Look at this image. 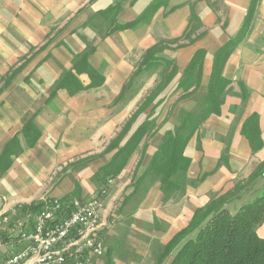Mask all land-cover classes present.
Here are the masks:
<instances>
[{
    "label": "crops",
    "instance_id": "obj_1",
    "mask_svg": "<svg viewBox=\"0 0 264 264\" xmlns=\"http://www.w3.org/2000/svg\"><path fill=\"white\" fill-rule=\"evenodd\" d=\"M120 1L123 0H4L0 3V83L21 59L31 58L0 97V156L15 136L23 148L22 153L11 157L12 166L0 178V216L18 206L38 203L46 192L64 201H85L96 196L111 180L100 211L104 227L109 225L103 235L108 253L100 264H110L109 257L111 264H148L154 246H160L163 251L188 227L198 209L212 198L234 191L239 182L249 181L264 166V0H163V5L148 21L134 29L115 32L106 38L90 27L73 32ZM157 1L124 0L117 21L122 25L136 22ZM70 21L68 30L53 45L40 49L50 28ZM190 31H193L191 37H186ZM82 36L95 43L96 51L89 63L101 71L104 83L75 96L60 90L49 101L51 90L63 72L73 69L74 55L86 50ZM60 42L71 51L58 46ZM162 42L171 43V49L164 55L178 67L175 79L166 89H172L166 101L169 106L174 105V111L168 115L167 110L162 118L156 115L150 118L158 126L163 125L148 140L140 167L143 144L117 177L104 183L96 179L117 152L114 151L85 167L67 171L57 185L47 190L46 182L61 165L67 166L68 161H74L72 158L103 154L120 134L141 105L143 90L128 102H118V98L146 51ZM231 42L236 45L224 66L223 76L229 80V89L222 114L204 122L185 152L192 160L188 178L197 183L165 201L158 179L152 173L146 174L147 169L166 132L179 125L178 112L181 109L197 112L198 101L206 99L214 56ZM36 47L35 55L28 56ZM199 50L206 52L201 87L190 99L182 100L185 92L178 86ZM79 78L84 87L90 86L89 75ZM27 79L30 83H26ZM164 97L160 96L151 109ZM150 113L151 110L144 118H138L122 145L148 120ZM253 115L257 116L258 126L246 135L244 126ZM30 119L41 133L33 148L28 147L23 134L25 122ZM250 137L261 141L256 143L257 149L252 147ZM224 155L226 161L222 160ZM200 179L202 182H198ZM260 181L263 185L258 187ZM77 184L81 188L79 199L73 196ZM255 186L259 189L252 198L248 192ZM263 186L264 180L259 178L226 209L235 214V209L254 200ZM257 233L264 239V224ZM162 251L153 264H158ZM168 259L163 264H170Z\"/></svg>",
    "mask_w": 264,
    "mask_h": 264
},
{
    "label": "trees",
    "instance_id": "obj_2",
    "mask_svg": "<svg viewBox=\"0 0 264 264\" xmlns=\"http://www.w3.org/2000/svg\"><path fill=\"white\" fill-rule=\"evenodd\" d=\"M123 1L116 3L106 11L99 12L89 20L85 27L92 29L106 27L108 31L102 35V38H106L115 32L134 29L147 22L164 3L163 0L157 1L148 7L144 15L136 22L122 25L117 21V17L121 12ZM193 20L195 21V16ZM194 29H196L195 26ZM192 33L193 31H190L186 37L190 38ZM84 41L87 43L86 50L80 55H74L73 69L63 72L55 89L50 94L49 101L60 90H66L70 96H75L82 91L100 87L104 83L101 71L95 70L89 63V58L95 53L96 47L87 42L86 39ZM170 44L158 43L146 51L136 72L124 87L118 102H128L138 95L142 88L138 86L137 82L141 77L152 76L158 71L160 73L159 83L145 98L120 134L111 142L103 154L91 156L72 164V170L85 167L99 157L117 151L111 161L96 175V179L104 183L106 179L117 177L135 151L143 144L142 156L138 165V168L140 167L148 148V140L153 138L159 130L157 122L150 120V118L162 100H159L151 109L148 120L139 126L124 145L122 144L138 118L153 106L178 73L175 62L164 55L166 50L171 49ZM235 45L233 42L227 43L215 54L206 99L197 103V112L185 109L178 112L179 125L174 130L166 132L160 149L154 154L147 169L146 174L152 173L158 179L160 191L166 197L165 201H168L172 195L183 192L188 186L197 183L188 178L192 160L186 156V148L206 120L213 115L220 116L222 114V107L229 89V80L223 76V71L229 54ZM45 47L46 45L41 50ZM205 57L206 52L204 50L197 51L185 70L183 80L178 86V89L185 92L180 99H190L201 87ZM21 60L24 61V64L20 68L13 67L2 78L1 82H5L6 87L12 84L31 58ZM84 74L89 75L91 79V84L88 87H84L79 78ZM26 81L30 83L29 79ZM257 126V116L253 115L244 126V134L249 135V131ZM23 134L29 148L35 147L41 136L33 119L26 120ZM250 139L252 147L257 149L255 145L257 142L261 144V141L254 137H250ZM22 151L20 139L15 136L0 156V178L12 166L11 157L22 153ZM222 160L226 161L225 155ZM135 177L137 178V176ZM259 178L264 180V166L249 181L239 182L234 191L224 196H216L205 207L198 209L188 227L163 248L158 264H163L173 254L170 264H264V239L260 238L257 233L258 228L264 224V186L259 190V194L254 200L238 208L235 214L226 209L229 204L239 200L247 192L248 186L254 185ZM198 182H202V179ZM80 189L79 184H77L73 194L78 199ZM24 208L28 210L31 207L26 206Z\"/></svg>",
    "mask_w": 264,
    "mask_h": 264
},
{
    "label": "built area",
    "instance_id": "obj_3",
    "mask_svg": "<svg viewBox=\"0 0 264 264\" xmlns=\"http://www.w3.org/2000/svg\"><path fill=\"white\" fill-rule=\"evenodd\" d=\"M108 181L99 193L85 199L84 207H77L74 199L43 198L26 210L23 206L14 208L0 216V249L9 252L0 264H18L24 254H34L29 264H100L108 253L104 233L109 228L96 227L97 212L104 204L105 190L111 186ZM54 206H61V215H54ZM33 209H40L38 220H31ZM83 228H90V241L78 248L47 259H40V249L66 240V237L81 235Z\"/></svg>",
    "mask_w": 264,
    "mask_h": 264
},
{
    "label": "rangeland",
    "instance_id": "obj_4",
    "mask_svg": "<svg viewBox=\"0 0 264 264\" xmlns=\"http://www.w3.org/2000/svg\"><path fill=\"white\" fill-rule=\"evenodd\" d=\"M0 3H4V0H0ZM71 22L72 21H70V22H68V23H65V22H63V23H60V24H57V25H54L52 28H50V34L47 36V40H46V42L44 43V46L46 45V47L45 48H47L48 46H51V45H53L54 43V40L57 38V37H61L64 33H65V31L66 30H68V28L70 27V24H71ZM89 22V20L83 25V26H81L80 28H76L73 32L74 33H78L79 32V30H83V29H85V28H87V27H85V25L87 24ZM94 27V26H93ZM92 29V28H91ZM92 30H94L99 36H102L103 34H105V32H107L108 31V29H106V27H97V28H95V29H92ZM82 38L83 39H85V37H83L82 36ZM88 42V41H87ZM89 43H91V44H93V45H95V43L94 42H89ZM58 46H65L69 51H71L63 42H60V43H58ZM37 48L38 47H36V48H34V50H31L30 51V55H28V56H32V55H35V53L37 52ZM43 48V46L40 48V49H42ZM33 49V48H32ZM39 49V50H40ZM38 50V51H39ZM21 64H22V60L21 61H19V63H18V65H16V69L17 68H20L21 67ZM23 64H24V61H23ZM22 64V65H23ZM140 64H138V66H139ZM137 66V67H138ZM14 68V70H16ZM137 69V68H136ZM136 72V71H135ZM151 78V79H150ZM154 79H155V82H154ZM159 81H160V73H159V71L158 72H156V74H155V76L152 78V77H149V75H145V76H143V77H141V79H139V81L137 82V84H138V86H140L141 88H143V89H141V90H143V92H141L142 94V102H144L143 100L147 97V95L156 87V85L159 83ZM26 83H27V81H26ZM172 83V82H171ZM170 83V84H171ZM147 84V85H146ZM170 84H169V86H170ZM55 86H56V84L54 85V87L52 88V90H51V93H52V91L55 89ZM168 86V87H169ZM9 87L10 86H8V87H6V85H5V82H1L0 83V97L9 89ZM167 87V88H168ZM145 88V89H144ZM166 88V89H167ZM171 91H172V89H170L169 91L168 90H166V91H164L162 94H161V97L162 96H165L164 97V100H162V102H161V104L159 105V107H157V109L155 110V114H153V115H156V116H158V118H162L165 114H166V112H167V110H168V115H171V113L174 111V108H173V106L174 105H172V106H169V103H168V100L166 101V98L168 97V95L171 93ZM148 93V94H147ZM56 97V96H55ZM138 98V97H137ZM136 99V98H135ZM142 102H141V104H142ZM199 102V101H198ZM139 108V107H138ZM138 110V109H137ZM136 110V111H137ZM150 110H151V108L150 109H148L145 113H143L142 115H141V118H144L145 117V115L146 114H149V112H150ZM135 111V112H136ZM134 112V113H135ZM133 116V115H132ZM163 125V124H162ZM161 125V126H162ZM161 126H159V129L161 128ZM159 131V130H158ZM141 155V154H140ZM140 155L138 156V158L140 157ZM89 157H91V156H89ZM88 158V157H87ZM72 159H74V161L73 162H71L70 163V161H68L69 163H68V165L67 166H65V165H61L60 166V170H56L55 171V175H51L50 177H49V179H48V181L46 182V189L47 190H50V189H52V187H54L55 185H57L64 177H65V175L67 174V171H69V170H72V164H75L76 162H78V161H80V160H82V158H78L77 159V157L76 158H72ZM136 161H138V160H136ZM261 185H263V181H260L259 182V185H257L258 187H261ZM257 186H255V187H251L250 188V192H248V194L250 193L251 194V197L252 198H254L255 196H256V193H257V191H258V189L259 188H257ZM107 194H108V192H107ZM43 198H55V197H52V196H50L49 195V192H46L45 193V195L43 196V197H41V199L39 200V201H37V202H40ZM60 199H62V198H60ZM85 199H87V198H85ZM89 199H91V198H89ZM249 199H250V197H249ZM245 202L243 201V202H241L240 204H244ZM19 207V206H18ZM18 207H16V208H18ZM238 209V208H237ZM237 209H235V211H237ZM34 210H36V209H34ZM100 211H101V209L99 210V217H98V219L100 218ZM98 221V225L100 224V226L102 227V226H104V224L101 222V220L99 219V220H97ZM161 251H162V248L160 247V246H154V248H153V250H152V257L149 259V262H148V264H153V263H155L156 261H157V259H158V255L161 253ZM9 252H12V250L11 249H9V248H3V249H0V261L4 258V257H6V255L9 253ZM109 260H110V264H111V259H110V257H109ZM172 259H168V261H167V263L169 262V261H171Z\"/></svg>",
    "mask_w": 264,
    "mask_h": 264
},
{
    "label": "bare ground",
    "instance_id": "obj_5",
    "mask_svg": "<svg viewBox=\"0 0 264 264\" xmlns=\"http://www.w3.org/2000/svg\"><path fill=\"white\" fill-rule=\"evenodd\" d=\"M108 190H105V195ZM104 195V196H105ZM74 204L77 207H84L85 201L74 199ZM100 210V209H99ZM99 210L97 212L96 227H101L98 225ZM54 215H61V206H54ZM40 216V209H33L31 212V220H38ZM104 227V226H102ZM91 230L90 228H83L81 235L66 237V240L56 242L55 245L44 246L40 249V259H47L56 255H61L66 253V251H72L73 248H78L85 241H90ZM34 262V254H24V259L20 260L18 264H29Z\"/></svg>",
    "mask_w": 264,
    "mask_h": 264
}]
</instances>
